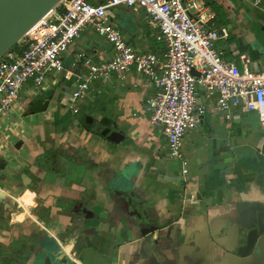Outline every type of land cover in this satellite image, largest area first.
Instances as JSON below:
<instances>
[{"label": "crops", "instance_id": "obj_1", "mask_svg": "<svg viewBox=\"0 0 264 264\" xmlns=\"http://www.w3.org/2000/svg\"><path fill=\"white\" fill-rule=\"evenodd\" d=\"M209 1V25L228 31L216 43L224 59L263 69L264 0ZM109 15L137 49L165 60L159 28L144 8L116 6ZM83 53L102 63L115 49L94 27L84 28L64 55L65 69L43 86L28 81L17 108L1 119L16 120H8V145L0 143L10 178L0 180V264H264V235L242 256L234 231L241 193L264 202L259 113L239 105L228 118L199 86L197 103L205 111L183 138L184 174L146 111L155 84L135 67L124 77L95 79L70 102L77 74L86 70ZM84 115L94 123L84 125ZM101 124H115L125 138L106 139Z\"/></svg>", "mask_w": 264, "mask_h": 264}, {"label": "built area", "instance_id": "obj_2", "mask_svg": "<svg viewBox=\"0 0 264 264\" xmlns=\"http://www.w3.org/2000/svg\"><path fill=\"white\" fill-rule=\"evenodd\" d=\"M252 1L258 5L263 0ZM116 6L145 9L159 28L157 39L165 44L163 62L157 53L137 49L110 22L109 12ZM212 17L205 0H61L46 18L0 57V119L14 103L20 102L21 91L28 81L43 86L49 72L65 69L64 55L70 45L84 28L92 26L112 43L115 54L102 63L94 62L85 53L80 55L86 70L77 74V86L70 102L74 104L83 97L95 79L113 73L124 77L135 67L155 84L146 111L151 123L161 127L165 134L170 157L180 161L186 174L189 168L182 141L198 121L199 113L205 111L197 103L199 86L216 97L215 111L225 112L230 118L231 109L243 105L256 110L264 122V68L258 71L247 66L241 68L224 59L216 43L228 31L225 27L209 25ZM0 190H4L1 185ZM16 201L27 211L18 198Z\"/></svg>", "mask_w": 264, "mask_h": 264}, {"label": "water", "instance_id": "obj_3", "mask_svg": "<svg viewBox=\"0 0 264 264\" xmlns=\"http://www.w3.org/2000/svg\"><path fill=\"white\" fill-rule=\"evenodd\" d=\"M61 0H0V57L16 45L19 40ZM197 73V71H194ZM84 125H92L94 119L84 115ZM99 133L112 142L125 138L123 131L110 124H101ZM8 159L0 157V170L6 169ZM237 203L235 237L238 239L236 250L239 255L248 256L258 246L264 235V202L258 201L247 192L241 193Z\"/></svg>", "mask_w": 264, "mask_h": 264}, {"label": "rangeland", "instance_id": "obj_4", "mask_svg": "<svg viewBox=\"0 0 264 264\" xmlns=\"http://www.w3.org/2000/svg\"><path fill=\"white\" fill-rule=\"evenodd\" d=\"M53 72L54 71H52V72H49L48 74H47V76H49L50 74H53ZM47 76H46V78H47ZM59 77H61V74H59ZM33 87V88H32ZM32 87H29V89H30V92H37V90H38V88L36 87V86H32ZM27 89V87H25V90ZM29 91H28V94L30 93ZM26 94V93H25ZM25 94H24V96H25ZM81 102V101H80ZM16 105H17V103H14V105H12L9 109H8V113H13V108H15L16 107ZM17 108V107H16ZM5 115V114H4ZM4 115L1 117V118H3L4 117ZM11 116L13 117V114H11ZM11 117V119H9L8 118V120H11V121H14V120H16L15 118H12ZM1 120V119H0ZM7 119L5 120V122L4 121H0V143H4V145H8V141H9V137L10 136H6L7 135V133H6V131L8 130V129H10V121H8ZM23 126L24 127H27V126H25L24 124H23ZM4 148V147H3ZM7 152V151H6ZM2 173H3V175L2 176H0V180H4L5 179V181L6 182H8V181H10V178L9 177H6L8 174H9V171H5L4 169L3 170H0ZM33 213H34V215H36L37 213L35 212V211H33Z\"/></svg>", "mask_w": 264, "mask_h": 264}, {"label": "trees", "instance_id": "obj_5", "mask_svg": "<svg viewBox=\"0 0 264 264\" xmlns=\"http://www.w3.org/2000/svg\"><path fill=\"white\" fill-rule=\"evenodd\" d=\"M208 1V3H210V1L209 0H207ZM215 9H217V10H219V7H215ZM218 13H219V11H218ZM232 37H230L229 39H228V42L229 43H231L232 42ZM219 52H220V54L222 55V57L224 58V53H223V51L222 50H219Z\"/></svg>", "mask_w": 264, "mask_h": 264}, {"label": "bare ground", "instance_id": "obj_6", "mask_svg": "<svg viewBox=\"0 0 264 264\" xmlns=\"http://www.w3.org/2000/svg\"><path fill=\"white\" fill-rule=\"evenodd\" d=\"M53 10H54V8L45 17H43L42 19L46 18Z\"/></svg>", "mask_w": 264, "mask_h": 264}]
</instances>
